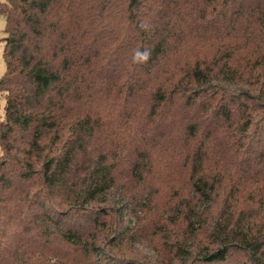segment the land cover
I'll return each instance as SVG.
<instances>
[{
    "label": "trees",
    "instance_id": "1",
    "mask_svg": "<svg viewBox=\"0 0 264 264\" xmlns=\"http://www.w3.org/2000/svg\"><path fill=\"white\" fill-rule=\"evenodd\" d=\"M0 14V264H264V0Z\"/></svg>",
    "mask_w": 264,
    "mask_h": 264
},
{
    "label": "rangeland",
    "instance_id": "2",
    "mask_svg": "<svg viewBox=\"0 0 264 264\" xmlns=\"http://www.w3.org/2000/svg\"><path fill=\"white\" fill-rule=\"evenodd\" d=\"M5 2L6 0H0V3H5ZM5 26H6V21L4 17L0 14V78H2L6 72V64H5L4 57H3L5 39L7 37V34L5 32ZM5 104H6V101L4 97L0 95V114L2 117H4V113H5ZM1 155H2V152L0 148V157ZM72 197L73 196H70L68 199H75ZM136 245L138 246L140 250L144 249V247L142 246L144 244L136 243ZM150 254L153 255V251H151Z\"/></svg>",
    "mask_w": 264,
    "mask_h": 264
}]
</instances>
